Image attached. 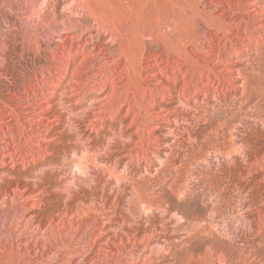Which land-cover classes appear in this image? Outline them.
I'll return each instance as SVG.
<instances>
[{
  "label": "rangeland",
  "instance_id": "rangeland-1",
  "mask_svg": "<svg viewBox=\"0 0 264 264\" xmlns=\"http://www.w3.org/2000/svg\"><path fill=\"white\" fill-rule=\"evenodd\" d=\"M0 264H264V0H0Z\"/></svg>",
  "mask_w": 264,
  "mask_h": 264
},
{
  "label": "bare ground",
  "instance_id": "bare-ground-1",
  "mask_svg": "<svg viewBox=\"0 0 264 264\" xmlns=\"http://www.w3.org/2000/svg\"><path fill=\"white\" fill-rule=\"evenodd\" d=\"M197 3V2H196ZM139 5V4H138ZM202 8V7H201ZM205 8V7H204ZM200 12H202V11H200ZM203 12H204V10H203ZM206 15V14H205ZM227 15V14H226ZM222 17V16H221ZM233 17V16H232ZM200 20V19H199ZM209 21H210V19H209ZM218 21V20H217ZM200 22H202L201 20H200ZM230 22V21H229ZM221 24V23H220ZM226 24V23H225ZM207 25V24H206ZM228 26V25H227ZM231 26V25H230ZM199 27V26H198ZM220 27V26H219ZM226 27V26H225ZM218 28V27H217ZM204 29V28H203ZM229 30V29H228ZM207 31V30H206ZM209 34V33H208ZM213 40V39H212ZM209 52V51H208Z\"/></svg>",
  "mask_w": 264,
  "mask_h": 264
}]
</instances>
